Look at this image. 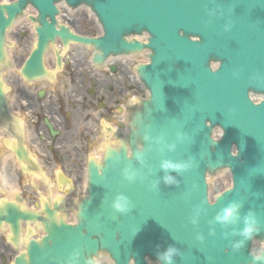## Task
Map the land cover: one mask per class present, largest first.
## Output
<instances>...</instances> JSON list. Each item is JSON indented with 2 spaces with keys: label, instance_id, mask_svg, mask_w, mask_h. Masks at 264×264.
<instances>
[{
  "label": "water",
  "instance_id": "95a60500",
  "mask_svg": "<svg viewBox=\"0 0 264 264\" xmlns=\"http://www.w3.org/2000/svg\"><path fill=\"white\" fill-rule=\"evenodd\" d=\"M57 1L0 4V70L10 65L6 31L30 3L39 11L31 18L38 41L22 69L26 78L48 74L43 57L57 37L66 46H94L96 64L148 48L149 64L136 71L149 96L130 108L129 134L108 129L102 160L90 159L88 194L76 203V224L58 206L44 204L41 214L0 204V226L8 222L16 237L20 220L40 223L45 233L30 240L14 264H96L103 255L114 264H147L146 256L159 261L158 253L170 246L178 249L173 264L253 263L250 242L264 241V103L252 104L248 92H264V0H65L98 14L105 28L100 39L57 29ZM144 32L146 43L127 38ZM211 61L220 62L218 70ZM1 122L12 127L0 83ZM215 126L223 129L219 141L211 138ZM16 153L27 159L23 147ZM166 161L190 166L166 169ZM224 167L232 171L233 188L209 204L205 175ZM121 193L131 200L127 213L112 207ZM232 202L242 205L238 221L217 222ZM250 211L259 231L246 239L241 232ZM239 241L243 245L234 248Z\"/></svg>",
  "mask_w": 264,
  "mask_h": 264
},
{
  "label": "rangeland",
  "instance_id": "374dc122",
  "mask_svg": "<svg viewBox=\"0 0 264 264\" xmlns=\"http://www.w3.org/2000/svg\"><path fill=\"white\" fill-rule=\"evenodd\" d=\"M73 17H74V19H73V27H74V29L77 32H79L81 34H84V35H90V36H96V35H98V31H97L96 27L93 26V22L89 18L84 17V16H80L79 13H75ZM19 42H20V45L22 46L23 41L20 40ZM26 45L27 44L25 43V47H24V49H23L22 52H26V50H25L26 49ZM77 49H79V50H76L75 51V55H74L75 60L69 61L68 66L66 68V71L63 74V75H66V77H69V82H67L66 84H69L70 81H72V83H73V81H74L75 77L78 75V73H82V75L79 77L81 79V81H86V79L88 77V76H86V75H88V73H86V72L87 71H90V69L88 68V64H89L88 62H89L90 56H91L90 55V52L88 53V50H86L85 48H82V47L77 48ZM17 53L19 54L18 51H17ZM77 60H79V62H77ZM77 65H78V69H76V66ZM85 66H87V67H85ZM116 67H117V69H116L115 72H111V73L106 72V74H102L103 75L102 77H100V75L98 76V78L100 79V84H101L100 85V88L101 87L104 88V85L108 82V80L110 78H112L113 76H117L119 74V70H120L119 69V66H116ZM84 68H86V69H84ZM94 75H96V73H94ZM94 75L91 74V73L89 74L90 77L91 76H94ZM110 75H112V76H110ZM92 80H93V78H92ZM112 80L119 81L118 78H114ZM64 88L66 90H68L69 87L68 86H65ZM121 88L123 90L130 91V93H137L139 91V89L137 88V86H131V85L129 86V84L126 83L125 81H124L123 85L121 86ZM82 93L84 95H87L85 92H82ZM103 93L105 95H103ZM100 95H103V97L101 98V101H103V100H112V96H114V98H116V99L117 98H120V96L117 95V93H114V92L112 94H110V92H108V93L107 92H102V93H100ZM71 98L74 99V97L72 95H71ZM54 99H50V100H51V110L55 113L56 107H54V105L57 102V99L55 101H54ZM36 100L39 103L38 102H34V105H32L30 103V107L32 109L36 110L37 116L40 117V115L42 114V111H39L40 108H41V105H40V101L41 100H39L37 98H36ZM35 105H38V106L36 107ZM18 107L21 108L23 106L22 105H19ZM101 141H102V134L100 136L99 143H101ZM61 156L62 155H60V158H61ZM77 163H78L77 166H70V168L67 167V170H66L69 174L70 173H73V174L77 175V177H76L77 178V181H75L74 186L70 190V192L72 191L71 194H73L76 191L75 184H80L81 185V184H83V181H84L85 168H84L83 165L80 164V161H77ZM61 170H64V169H62L60 167V168H55V170H52V173H53V176H52V179H51L52 183L58 184L57 183L58 182V179H57L56 174L58 172H60ZM21 181L23 183H22L20 189H21L22 193H24V196L30 195L32 197L33 196L36 197L35 196V195H37L36 192L34 194L29 193L31 191L30 190V184L35 183V184H37V185L40 186L39 181H37L36 179L32 178V176H28L26 174L23 175V177L21 178ZM224 186H223V183L222 182H220V181L217 182L216 181L214 183V186H213V192L220 191V189L224 188ZM82 190L83 189H79V191H81V193L83 192ZM71 206L72 205H68L66 207L67 210H69L71 208ZM35 234L38 235V234H40V232L38 230H36L35 231Z\"/></svg>",
  "mask_w": 264,
  "mask_h": 264
},
{
  "label": "flooded vegetation",
  "instance_id": "af4514ba",
  "mask_svg": "<svg viewBox=\"0 0 264 264\" xmlns=\"http://www.w3.org/2000/svg\"><path fill=\"white\" fill-rule=\"evenodd\" d=\"M89 94H91V98L86 99L82 107L85 109H89V111H92L96 108L98 105V97L94 91L89 90ZM15 95H17V101L19 102L22 98L33 100V94L29 90L25 89H17L15 91ZM59 123L62 126L63 122L61 119L60 113H58ZM71 121L69 122L64 121V130L63 132H59V134L53 138L55 140L56 145L60 146L62 149H64L65 152V158H60V155L58 153H53L54 149H48L50 152L47 154V159L46 162L48 165H53L56 166L57 164L65 165V166H77L78 163L77 161H80V164L82 165V160H85L82 158V152L87 150L89 145H90V140L92 139V135L88 130L86 131H81V129H73L71 125ZM68 132V133H67ZM51 137V135L49 134ZM5 146L0 143V155H2L3 149ZM6 173L8 176L15 178L16 173L13 171V166L14 163L12 162L11 159H9L6 163ZM3 242V241H2ZM1 264H5L1 262Z\"/></svg>",
  "mask_w": 264,
  "mask_h": 264
},
{
  "label": "bare ground",
  "instance_id": "6f19581e",
  "mask_svg": "<svg viewBox=\"0 0 264 264\" xmlns=\"http://www.w3.org/2000/svg\"><path fill=\"white\" fill-rule=\"evenodd\" d=\"M1 1H4L5 3L6 2H9L10 0H1ZM31 13H35L34 10H32L31 8H28L25 10V13H24V16L19 19L16 23V25L14 26V28L12 29V31L9 33V36L8 37H11V36H16L19 32V30H26L27 32H30L31 34V37H32V42L31 44L29 45V48L31 46H33V43L36 39V35H35V31H34V28H33V24L28 20V16L29 14ZM75 13H79L80 16H84V17H87L89 18L92 22H93V26L96 27L97 31H98V34L99 33H102V28L101 26L99 25L95 15L90 11V9L88 7H80L77 9V11H74L73 9H70V8H66L64 5H60V13L57 15L56 18H58V21L60 23H64V24H67V25H73V19L74 18V14ZM70 27H73V26H70ZM16 29V33H14L13 31ZM138 39L140 40H144L145 39V36H142V37H137ZM93 50V49H92ZM148 51H144L142 54H144V57H141L139 55H123V56H118V57H111L107 60V62L105 63V65L103 66V69L104 70H107L109 69L110 66H112L113 64L114 65H119L120 66H123L124 69L121 70V76L124 80L129 79L128 77V74H129V71H128V67L136 62V61H139V62H143L144 60H146L145 58V55ZM127 71H128V74H127ZM13 75H15L14 72L11 73V77H13ZM132 79H133V82H135L137 84V86L141 89L143 87V84L139 81L138 77L134 74L132 76ZM126 113V110L124 111ZM125 116V115H124ZM222 182L223 183V186L225 185L226 187L230 186L231 185V174L228 170H223L222 172L218 173L212 180H211V185H210V190L211 192L213 191V186H214V183L215 182ZM13 190H16L15 188H13ZM73 217V216H72ZM74 219V218H73ZM262 248V244L261 243H254L253 245V251L254 250H258ZM103 264V263H102ZM105 264H109L106 260H105Z\"/></svg>",
  "mask_w": 264,
  "mask_h": 264
},
{
  "label": "clouds",
  "instance_id": "9594fccd",
  "mask_svg": "<svg viewBox=\"0 0 264 264\" xmlns=\"http://www.w3.org/2000/svg\"><path fill=\"white\" fill-rule=\"evenodd\" d=\"M190 165L187 163H172L170 161H166L163 164L164 168H172L177 171L187 169ZM134 177L131 175L127 176V179L131 180ZM165 181L169 184L174 183V177L166 176ZM112 207L117 212L127 213L130 211L132 204L131 200L128 196L124 194H118L116 198L112 202ZM242 205L237 202H232L227 207H225L220 214L217 215L216 221L221 224H229L235 223L238 221L240 216V208ZM195 222V221H193ZM259 231L258 221L253 212H249V214L245 217V227L242 229L241 235L246 239H251L255 233ZM244 241L236 242L233 247L239 249L243 245ZM178 253V249L170 246L165 251L158 253V260L162 262V264H173L174 256ZM253 256V264H257V262L264 261V247L254 250L252 252Z\"/></svg>",
  "mask_w": 264,
  "mask_h": 264
}]
</instances>
